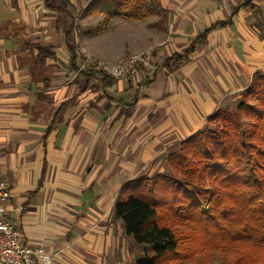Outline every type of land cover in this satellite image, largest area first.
Masks as SVG:
<instances>
[{
    "label": "crops",
    "instance_id": "1",
    "mask_svg": "<svg viewBox=\"0 0 264 264\" xmlns=\"http://www.w3.org/2000/svg\"><path fill=\"white\" fill-rule=\"evenodd\" d=\"M93 1L0 0L3 219L52 264L140 259L114 216L121 186L167 172V156L264 74V0H157L160 17L102 30ZM147 51L128 78L87 60Z\"/></svg>",
    "mask_w": 264,
    "mask_h": 264
},
{
    "label": "trees",
    "instance_id": "2",
    "mask_svg": "<svg viewBox=\"0 0 264 264\" xmlns=\"http://www.w3.org/2000/svg\"><path fill=\"white\" fill-rule=\"evenodd\" d=\"M88 12L104 16L100 30L114 18L162 14L157 0H94ZM239 99L234 113L218 109L210 128L167 156L168 173L121 186L113 212L142 247L134 264L195 263L217 250L232 256L229 264H264V74Z\"/></svg>",
    "mask_w": 264,
    "mask_h": 264
},
{
    "label": "built area",
    "instance_id": "3",
    "mask_svg": "<svg viewBox=\"0 0 264 264\" xmlns=\"http://www.w3.org/2000/svg\"><path fill=\"white\" fill-rule=\"evenodd\" d=\"M150 52L127 56L114 65L87 60L107 77L119 79L135 76L141 66L148 62ZM11 198L8 186L0 182V264H52L53 255L46 254L42 249H32L23 243L19 232L4 221L3 214Z\"/></svg>",
    "mask_w": 264,
    "mask_h": 264
},
{
    "label": "rangeland",
    "instance_id": "4",
    "mask_svg": "<svg viewBox=\"0 0 264 264\" xmlns=\"http://www.w3.org/2000/svg\"><path fill=\"white\" fill-rule=\"evenodd\" d=\"M239 102H240V99H238L236 102L227 104L221 107L220 109L234 113ZM248 103L252 106H256L258 104L253 98L248 99ZM241 120L247 123L250 122L249 119L244 117L243 115L241 116ZM205 128H210V126L205 125L203 129ZM168 172L169 171L167 170V172L165 173H168ZM208 254L209 255H207V253H204V252L200 253L198 256L195 257V263L186 262L185 264H229L232 260V256L225 254L221 250H217V251H214Z\"/></svg>",
    "mask_w": 264,
    "mask_h": 264
}]
</instances>
